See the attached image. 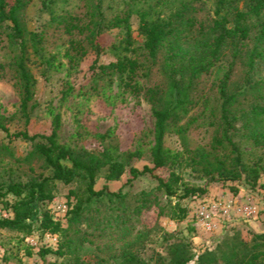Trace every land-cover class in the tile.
I'll return each mask as SVG.
<instances>
[{
    "label": "trees",
    "instance_id": "1",
    "mask_svg": "<svg viewBox=\"0 0 264 264\" xmlns=\"http://www.w3.org/2000/svg\"><path fill=\"white\" fill-rule=\"evenodd\" d=\"M33 1L0 0V35H5L11 55L0 62V74L8 73L13 80L19 95L18 117L26 126L36 107L32 57L41 74L53 66L55 55L43 56L49 31L66 36L64 56L73 64L89 51L99 56L105 50L101 35L123 28L117 48L124 54L91 65L97 79L108 77L111 83L115 77L120 92L106 95L103 84L94 89L112 106L124 94L151 105L154 126L144 133L151 136L150 165L130 166L144 150L140 143L132 151L121 148L114 128L92 133L95 144L88 145L82 142L83 126L78 125L80 139L68 144L59 140V113L53 115L48 134H29L25 129L10 133L8 124L15 115L0 112V129L10 138L30 143L29 151L17 159L28 165L29 172L0 181V197H14L7 204L11 215L0 217V228L30 234L32 220L39 214L42 233L58 235L57 248L40 249L39 254L64 257L60 264H264V233L255 234L250 243L235 236L198 254L187 241H171V235L164 233L165 255L156 253L145 260L139 254L154 231L161 229L160 218L185 216L180 200L205 194L212 182L243 180L254 186L264 175V0H214L212 11L206 6L208 0H158V5L174 4L173 8L166 15L151 13L152 5L136 10L137 30L143 37L137 47L130 24L137 0L106 4V0H75V5L73 0H39L47 18L37 30L25 23V11ZM214 69L221 74L209 81ZM72 89L68 85L63 98ZM202 123L209 134L205 143H198L189 133ZM170 134L177 137L180 148L165 144ZM33 160L43 171L32 173ZM128 167V183L147 174L155 179V186L135 193L94 187L100 176L117 180ZM186 169L204 185L186 181L182 173ZM57 182L74 185L68 192L73 202L63 225L48 209L39 208L53 198ZM173 197L178 199L174 204ZM150 210L155 211L153 226L142 221Z\"/></svg>",
    "mask_w": 264,
    "mask_h": 264
},
{
    "label": "rangeland",
    "instance_id": "2",
    "mask_svg": "<svg viewBox=\"0 0 264 264\" xmlns=\"http://www.w3.org/2000/svg\"><path fill=\"white\" fill-rule=\"evenodd\" d=\"M158 0H137L130 18L131 33L134 38L133 47L140 46L143 37L138 33V15L136 10L147 9L152 5L150 12L159 11L166 15L174 4L158 5ZM160 1V0H159ZM109 0H106L105 4ZM76 1L73 0V5ZM123 4L120 3L119 7ZM209 10H213L214 0L206 1ZM47 15L41 12L39 0H34L25 11V23L28 29L41 28ZM123 28H115L103 33L100 37L105 50L99 55L89 51L83 58L76 59L73 64L68 63L64 56L66 36L59 32L49 31L44 42L43 56L46 58L54 54L52 68L45 74H41V68L35 56L32 57L31 68L36 77L34 100L36 107L31 113L28 124L25 126L19 118V95L14 86L10 74H0V112L5 116L15 115V119L8 124L10 133L25 129L29 134H48L52 128V117L59 113L61 124L58 130L59 140L62 143L74 144L78 142L76 131L78 125L83 126L82 142L90 145L95 144L91 137L92 133L104 132L108 128H114L123 149L134 150L140 143L144 152L140 158H133L130 166L142 168L150 165L147 152L151 136L144 134L145 131L153 129L154 117L151 113V105L143 99H135L131 95L124 94L115 98V105L106 102L102 94L94 87L105 85V94L115 95L120 92L117 80L113 77L108 82V77L103 80L97 79L92 63H108L124 52L117 45L124 37ZM5 35H0V62L8 61L10 53L6 47ZM115 45L113 48L111 45ZM123 45V44H122ZM127 55H133L127 52ZM221 74V70L214 69L209 75V81ZM110 83V84H109ZM72 86L71 94L63 98L64 89ZM122 98V99H121ZM123 100V101H121ZM86 131L88 133L86 134ZM147 133V132H146ZM207 124L195 127L189 133L193 141L205 143L208 139ZM140 137H142L140 139ZM165 144L178 149L179 141L174 134L165 139ZM30 149V143L19 138H10L6 132L0 129V181L16 177L24 171H28V165L20 163L17 159L22 158ZM248 150V146L243 147ZM40 162L33 160L32 173L43 171ZM129 166V167H130ZM129 167L117 180H105L101 176L95 182V188L106 185L111 191L121 190L123 192L135 193L143 189L155 186L156 181L151 176L140 175L127 182L130 178ZM44 172H46L44 170ZM160 173L165 174V170ZM183 177L189 183L204 185V181L196 179L189 169L183 170ZM72 184L56 183L53 198L45 203L39 204V208L48 209L53 219L65 223V215L68 206L73 202L72 196L68 195ZM14 197L7 194L0 197V217L10 216L11 212L7 204ZM163 199H165L163 197ZM166 200V199H165ZM178 201L171 198V203ZM186 209L184 217H163L158 220L161 229H157L151 236V241L140 250V256L149 260L156 253L165 255L167 241L164 233L171 235V241L181 238L187 241L194 254L204 250H214L222 242H230L233 237L250 243L255 234L264 233V175H261L254 186L241 181L212 182L207 185V191L200 196H191L179 201ZM39 215V214H38ZM38 215L32 220V233L23 234L17 231L0 228V264H60L64 257L54 253L44 256L39 254L40 249H56L58 235L54 233H42L38 226ZM155 211L150 210L143 214L142 221L148 226L156 222ZM137 227H140L139 225ZM27 251L29 254H27Z\"/></svg>",
    "mask_w": 264,
    "mask_h": 264
}]
</instances>
